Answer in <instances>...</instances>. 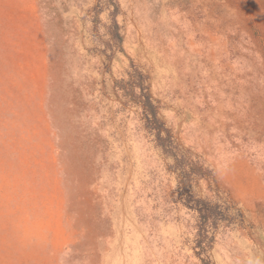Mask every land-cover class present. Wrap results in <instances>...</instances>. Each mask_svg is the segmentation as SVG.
Here are the masks:
<instances>
[{
    "label": "rangeland",
    "instance_id": "obj_1",
    "mask_svg": "<svg viewBox=\"0 0 264 264\" xmlns=\"http://www.w3.org/2000/svg\"><path fill=\"white\" fill-rule=\"evenodd\" d=\"M0 264H264V0H0Z\"/></svg>",
    "mask_w": 264,
    "mask_h": 264
},
{
    "label": "trees",
    "instance_id": "obj_2",
    "mask_svg": "<svg viewBox=\"0 0 264 264\" xmlns=\"http://www.w3.org/2000/svg\"><path fill=\"white\" fill-rule=\"evenodd\" d=\"M115 38L117 36L116 32L114 33ZM149 107L151 109V116L152 118H149V121L154 123L158 122L155 113V108L149 104ZM152 126V125H151ZM155 135L159 137L160 134V128L155 127ZM169 131H167L168 133ZM157 137V138H158ZM166 137L169 139V136L166 135ZM156 138V140H157ZM159 140V139H158ZM157 140V142H158ZM162 147L165 153L167 151H172L170 154V157L172 159L173 168L177 170V173L179 176L178 185L180 187L179 193L180 195H183V203L194 209L201 218V224H204L205 222L211 223L210 226L216 227L217 220H226L227 224L232 223L237 217L238 223L242 224V218L239 216L241 215V211L239 208H235L233 205L222 199L221 201H215L214 203L211 200L201 199L199 198L193 191H191L190 185L187 183V176L189 174H201V168L203 167L201 164H194L190 162V159L181 152L176 151L177 144L174 145L172 143H165V139L161 138ZM168 142V140H166ZM189 166V167H186ZM194 195V196H193ZM216 222V223H215Z\"/></svg>",
    "mask_w": 264,
    "mask_h": 264
}]
</instances>
